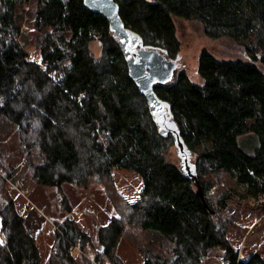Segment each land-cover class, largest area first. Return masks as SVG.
<instances>
[{
  "label": "trees",
  "instance_id": "obj_1",
  "mask_svg": "<svg viewBox=\"0 0 264 264\" xmlns=\"http://www.w3.org/2000/svg\"><path fill=\"white\" fill-rule=\"evenodd\" d=\"M30 1L0 0V126L17 129L31 178L57 191L65 184L86 187L113 170L132 171L142 182L127 219H111L98 230L96 261L121 264L114 251L124 227L137 225L170 248L169 258L145 264H199L216 248L226 264H264L257 255L237 260L225 222L216 217L233 192L212 203V184L201 177L223 173L244 188V198L264 197V0H115L141 47L169 59L179 51L173 18L195 21L207 38H227L245 50V59L233 60L202 50L200 84L179 72L154 86L196 156L198 185L166 159L173 138L159 133L108 22L82 0H35L41 58L35 63L17 40V10ZM95 40L102 45L98 58L89 50ZM62 210L70 213L65 202ZM0 234V264H41L12 198L0 201ZM54 236L50 264H74L73 247L82 248L88 236L70 219Z\"/></svg>",
  "mask_w": 264,
  "mask_h": 264
},
{
  "label": "rangeland",
  "instance_id": "obj_2",
  "mask_svg": "<svg viewBox=\"0 0 264 264\" xmlns=\"http://www.w3.org/2000/svg\"><path fill=\"white\" fill-rule=\"evenodd\" d=\"M35 0L17 10L20 17V35L17 40L27 55V60L40 62L37 47V32L34 27ZM179 51L174 60L173 78L183 72L191 83L200 84L197 63L200 52L206 50L218 59H245V50L227 38L211 40L203 33L202 26L195 21L173 18ZM92 56L98 58L102 45L95 40L89 44ZM68 64L63 66L66 72ZM170 81V82H171ZM240 142L245 138L240 137ZM252 142V141H251ZM250 151V148H249ZM26 152L16 128L12 125L0 126V201L12 198L16 209L22 216L26 231L34 238L40 263L50 264L54 254L57 227L67 219L85 233L88 239L84 246L73 247L74 264H95L98 250V230L111 219H127L128 207L139 198L142 182L132 171L113 170L107 178L92 180L86 187L65 184L61 191L52 187L37 185L31 178L28 164L24 162ZM166 159L181 170V160L174 145L167 148ZM196 156L191 154L190 164H195ZM12 175L11 178L7 175ZM203 180L212 184L207 192L212 203L221 194L233 192L226 207L216 214L217 219L225 222L226 239L243 260L257 255L264 261V197L250 201L243 197L244 188L237 185L226 174H201ZM4 178H7L6 181ZM70 207V213L62 210V203ZM0 234V243H3ZM121 264H145L148 258H169L168 244L156 238L137 225H126L122 237L114 251ZM222 250H211L199 264H226Z\"/></svg>",
  "mask_w": 264,
  "mask_h": 264
},
{
  "label": "water",
  "instance_id": "obj_3",
  "mask_svg": "<svg viewBox=\"0 0 264 264\" xmlns=\"http://www.w3.org/2000/svg\"><path fill=\"white\" fill-rule=\"evenodd\" d=\"M82 2L87 10L102 16L108 22L112 36L126 60L128 77L144 96L159 133L173 138L174 147L181 160L179 171L182 177L198 185L195 165L190 164L191 153L172 122L170 108L159 100L154 92L155 85H163L171 81L175 70L174 60L167 58L158 50L141 47L138 38L125 29L119 16V6L115 0H82Z\"/></svg>",
  "mask_w": 264,
  "mask_h": 264
},
{
  "label": "built area",
  "instance_id": "obj_4",
  "mask_svg": "<svg viewBox=\"0 0 264 264\" xmlns=\"http://www.w3.org/2000/svg\"><path fill=\"white\" fill-rule=\"evenodd\" d=\"M8 181V180H7ZM96 258H94L95 261ZM237 260H241L238 256H237ZM95 264H101L100 262H96Z\"/></svg>",
  "mask_w": 264,
  "mask_h": 264
}]
</instances>
